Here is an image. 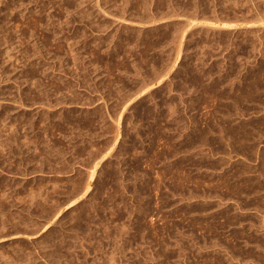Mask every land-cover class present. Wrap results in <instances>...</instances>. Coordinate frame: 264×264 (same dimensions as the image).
Segmentation results:
<instances>
[{
  "label": "rangeland",
  "instance_id": "1",
  "mask_svg": "<svg viewBox=\"0 0 264 264\" xmlns=\"http://www.w3.org/2000/svg\"><path fill=\"white\" fill-rule=\"evenodd\" d=\"M2 1L3 5L0 4V11L3 9V12H0V19L2 20L0 21V31L4 32L6 29L7 35L5 32L2 34L13 39L9 42L10 45L4 43L5 45L1 46V44L3 45L2 41L6 42L8 37L4 40L2 38L4 35L1 34L0 36V39H2L0 41V120L3 121H0V142L2 141L0 143V264H264V0H192V2H190L191 0H177L176 3L175 0H167L168 2L166 0H161L162 2L160 0H137V4L136 0H129L128 2L127 0H66V3L65 0ZM22 1H27L25 4L23 2L24 6L21 5ZM81 2L82 4H80ZM130 2L131 4H129ZM173 2L174 4H172ZM182 2H184V5ZM202 2L206 3L205 6ZM28 3L31 4L28 5ZM125 3H128L127 6ZM166 3H169V5L167 6ZM185 3L186 5L189 4V8L191 7V11L194 12H191L189 8L186 12L188 6ZM5 4L11 5L13 8L11 6L7 7L8 5ZM15 4L16 6H13ZM175 4H178V7ZM213 4L215 6L217 4L218 8ZM56 6H59L58 9ZM97 6L101 9L98 10ZM121 6H123L122 8L126 7L125 10ZM182 6L186 7L183 8ZM60 7L63 10H60ZM119 7L121 8L120 12ZM168 7H170L169 10ZM46 8H49L50 11L48 12ZM130 8L133 11L135 10L136 15L134 12L129 11ZM157 8L163 9L157 11ZM180 8L185 10L183 11ZM196 8L197 10H195ZM40 9L44 10L45 13ZM139 9H142L141 12L143 10L146 12L143 11L140 14V11H137ZM177 9L180 12L182 11L183 15L184 13H187L186 15L193 13L190 15L193 17L190 18L200 21L198 26L196 25L191 29L193 21L189 23L190 18L186 19L188 20L187 23L185 22L186 17L182 19L185 24L180 21L182 13H179ZM201 9L204 10L201 11ZM104 10L109 14H105ZM154 11L159 14L158 17L153 13ZM177 11L179 17L181 15L179 21L176 16L171 17L172 19L169 17ZM18 12L19 14L22 12V15H19ZM121 12L126 15H122ZM138 13L140 14L138 16H143L145 20L149 18L147 15H150V17L155 16L158 20L155 21H164L163 25L157 22L153 24L155 21L152 22L155 26L151 22L152 26L148 23L144 24L146 26H142L144 22H139V26L138 24L134 25L138 23L136 21L138 19H134V16L136 17ZM4 14H6V19L11 17L9 20L7 19L8 22L4 18ZM197 14H199L198 17ZM49 15H51V18L48 17ZM77 15H81L80 18H77ZM138 16L137 18H139ZM83 17L86 20H83ZM119 17H122V19ZM29 18L31 19L29 20ZM74 18H77L78 21ZM87 18H89L90 24H87ZM204 19L206 21L213 20L211 22H215V26L221 24L220 28L226 26L230 30L220 29L219 27L214 29L208 26L209 24ZM10 20L14 22L11 23ZM59 20H63V23ZM90 20L94 23L93 25H91ZM3 21H6V24ZM18 21H21L20 24H18ZM41 21L46 24L44 22L42 24ZM233 21L236 22V26ZM130 22L134 24L131 25ZM238 22H243V25L240 23V26ZM247 22L249 23L247 24ZM201 23H207L208 25L202 26ZM17 24L25 25L23 27L26 29L21 26L18 27ZM56 24L60 25H57V27ZM244 24L246 25L242 28ZM36 25L39 27L37 28ZM86 25L88 29L91 28L90 31L92 32L89 31L88 33ZM249 25L250 27H247ZM33 26L34 28L31 29ZM66 26L67 28H65ZM128 26L129 28H127ZM12 27H14V30ZM56 27L66 30H58ZM74 27H76V30ZM124 27L125 29H123ZM8 28L13 32H10ZM19 28L20 30H18ZM39 28L40 30H38ZM83 28H85L84 31L81 30ZM30 29L33 32L29 31ZM52 29L55 32L52 33ZM73 29L76 34L74 33L72 36ZM15 30L27 32L26 34L30 38L25 34L23 36L27 38L21 37L23 42L20 43V32ZM171 30L174 33L177 32V36ZM80 31L87 34L81 35ZM101 31H104L103 35H101ZM130 31L132 34L135 32L139 35L137 36L135 33L132 35ZM168 31L170 32L168 33ZM178 31L184 32V38L183 45L179 49L181 51L180 56L178 55V58H176L175 50L177 46L174 43L175 41L178 42V36L182 34ZM51 33L54 35L51 36ZM90 33L91 35H89ZM94 33H98V35ZM59 34H62V37ZM78 34L81 36H78L80 39L77 37ZM148 35L149 37H147ZM32 36L35 37L31 39ZM124 36L127 37L129 44L134 41L138 46L134 45V42L130 45H124L123 42L126 38ZM157 36L160 41L157 40ZM14 37H18V42L15 41L17 38ZM70 37L76 38H73L72 41ZM151 37H156V39L153 38V40ZM168 37L171 39L169 40ZM41 38H46V40L43 41ZM82 39L87 41L86 46L83 44ZM93 39L94 41H92ZM97 39L100 40L98 45L99 40ZM32 40L36 43L34 44ZM74 40L77 42L78 47ZM80 40L82 43L79 42ZM40 41L47 43L49 47L45 45L43 48ZM101 41L107 43V46L105 47V44ZM170 41L173 42L170 43ZM113 42L116 43L113 44ZM141 43L142 46L144 45L143 47ZM39 45L41 48H39ZM93 45L98 49L93 48ZM46 46L47 48H45ZM20 48L22 49L20 50ZM49 48L50 50H48ZM101 48L104 50L102 51ZM37 49H39V54ZM45 49L47 50L45 51ZM27 51L28 54L25 53ZM22 53L26 55L24 54V56ZM51 53L53 56H51ZM56 53L57 55H55ZM84 53L86 54L84 55ZM40 56H43L44 61ZM82 56L83 58H80ZM4 57L6 58L4 59ZM90 58H93L92 62ZM110 58L112 61L108 60ZM113 58L117 59H114V61ZM175 58L177 59L176 62L173 61ZM87 59H90L91 65H89ZM56 60L59 61L58 65ZM64 61L66 64H64ZM77 61L81 62L78 63ZM60 62H62L63 67ZM45 64L49 65L50 69L44 66ZM111 64L115 68L111 67L115 72L110 68ZM117 65L120 68L122 65V68L123 66L124 68L120 70ZM89 66L91 67L88 68ZM82 69L83 71H81ZM38 70L42 71L39 72ZM44 70H47V72H44ZM110 70L112 71L110 72ZM62 71H64L63 74ZM165 71H167V75L162 74H166ZM24 72L27 74L26 76ZM82 72H85V74H82ZM105 73H108V78L111 75L110 80L107 79ZM41 74L44 76H41ZM157 76H161V80ZM80 78L82 79L80 80L81 83H78ZM34 80L36 84L33 83ZM118 80L121 82H118ZM64 81L65 85L63 84ZM73 82L78 83H74L75 86H79V84L80 86L75 87ZM82 82L85 84H82ZM106 82L107 85H110H108L109 87ZM50 83H54V85L51 86ZM55 83H57L56 86ZM66 84L67 88L70 89H67L68 91L65 90ZM118 84L121 85V88L118 87L120 86ZM82 85H85V87ZM102 87L106 88V91L102 90ZM42 88L46 89L42 90ZM50 88L53 94L50 93ZM89 89L92 90L93 94ZM114 89H117L118 92ZM82 90L89 91V93H85L88 101ZM42 91L46 93L44 94ZM98 93L103 98L97 95ZM72 94L76 96L77 101L73 97L71 103L69 101L71 99L68 97ZM35 95H39V99ZM32 96L37 104L32 100ZM108 96L110 98L107 99ZM23 97L24 99H22ZM80 100L83 102L80 103ZM52 102L56 103L53 104ZM39 103L41 108L38 106ZM92 103L96 105L94 106ZM103 104L105 105L103 106ZM54 106L57 107L53 108ZM107 111L108 116L105 113ZM89 113H92V115ZM117 113L121 115L119 122ZM50 114H52L53 120ZM95 117L98 120H95ZM68 120L71 121V124L73 122L72 126ZM32 122H35L34 129L29 128ZM39 122H41L40 126H38ZM90 122L91 125H89ZM55 123L58 127L53 126ZM52 127H57L58 130L53 128L55 131L53 133L51 132L53 131ZM59 127H62L63 134L60 132ZM22 128L27 129L28 132ZM13 129L17 133H9ZM39 129L41 133H39ZM43 129H46V134H43ZM8 133L9 135H7ZM10 134L15 138H12L13 141ZM26 135L28 136L26 137ZM6 137L9 139L5 140ZM28 137L30 138L28 139ZM45 140L50 143L45 142ZM3 144L6 145L3 146ZM24 147L26 148L24 149ZM32 149L36 150L33 151ZM12 152H15V155ZM46 152L48 158L45 159ZM96 154L98 156H94ZM29 158L30 163L27 162ZM48 164L51 166L49 167ZM88 170L93 171L92 174ZM90 176L93 177L92 181L89 180ZM33 186L38 188L36 189Z\"/></svg>",
  "mask_w": 264,
  "mask_h": 264
},
{
  "label": "bare ground",
  "instance_id": "2",
  "mask_svg": "<svg viewBox=\"0 0 264 264\" xmlns=\"http://www.w3.org/2000/svg\"><path fill=\"white\" fill-rule=\"evenodd\" d=\"M18 1H19V0H18ZM18 1H17V3H18ZM32 1H33V0H32ZM48 1H49V0H48ZM50 1H51V0H50ZM53 1H54V0H53ZM62 1H63V0H62ZM128 1H129V0H127V2H128ZM143 1H144V0H143ZM145 1H146V0H145ZM148 1H150V0H148ZM154 1H155V0H154ZM158 1H159V0H158ZM160 1H161V0H160ZM166 1H167V0H166ZM166 1H165V2H166ZM169 1H170V0H169ZM173 1H174V0H173ZM176 1H177V0H175V3H176ZM183 1H184V0H183ZM188 1H189V0H188ZM193 1H195V0H193ZM203 1H204V0H203ZM214 1H215V0H214ZM214 1H213V2H214ZM219 1H220V0H219ZM23 2H24V1H22V4H21V5L24 6V4H25L27 1L24 2V4H23ZM33 2H34V1H33ZM36 2H37V1H36ZM36 2H35V3H36ZM68 2H69V1H68ZM70 2H71V1H70ZM73 2H74V1H73ZM78 2H79V1H78ZM140 2H141V1H140ZM161 2H162V1H161ZM165 2H164V4H165ZM167 2H168V1H167ZM185 2H187V1H185ZM190 2H192V0H191ZM209 2H211V1H209ZM216 2H217V1H216ZM225 2H226V1H225ZM2 3H3V1L0 0V4H2ZM20 3H21V2H20ZM43 3H44V1H43ZM54 3H55V2H54ZM65 3H66V0H65ZM71 3H72V2H71ZM83 3H84V2H83ZM134 3H135V2H134ZM137 3H138V2H137V0H136V4H137ZM142 3H144V2H142ZM148 3H149V2H148ZM151 3H152V2H151ZM151 3H150V4H151ZM183 3H184V2H182V4H183ZM187 3H188V2H187ZM194 3H195V2H194ZM199 3H200V1H199ZM202 3H203L204 6H205L206 3H204V2H202ZM235 3H236V1H235ZM10 4H11V3H10ZM29 4H31V3H28V5H29ZM72 4H73V3H72ZM80 4H82V2H81ZM115 4H116V2H115ZM125 4H126V3H125ZM125 4H124V5H125ZM127 4H128V3H127ZM127 4H126V6H127ZM129 4H131V2H130ZM140 4H141V3H140ZM160 4H162V3H160ZM166 4H167V6L169 5V3H166ZM172 4H174V2H173ZM191 4H192V3H191ZM196 4H197V3H196ZM230 4H231V3H230ZM2 5H3V4H2ZM5 5H8V4H5ZM21 5H19V7H20ZM56 5H57V3H56ZM95 5H97V4H95ZM120 5H122V4H120ZM141 5H142V4H141ZM175 5H176V4H175ZM177 5H178V4H177ZM177 5H176V6H177ZM179 5H180V1H179ZM183 5H184V4H183ZM185 5H186V3H185ZM188 5H189V4H188ZM188 5H186V6H188ZM198 5H202V4H198ZM219 5H220V4H219ZM236 5H237V4H236ZM10 6H11V5H10ZM10 6L8 5L7 7H10ZM13 6H16V4L13 5ZM34 6H35V5H34ZM34 6H33V7H34ZM37 6H38V5H37ZM37 6H36V7H37ZM44 6H46V5L44 4ZM47 6H48V5H47ZM68 6H69V5H68ZM100 6H101V5H100ZM100 6H99V7H100ZM132 6H133V4H132ZM176 6H175V9L178 7V6H177V7H176ZM186 6H185V7H186ZM192 6H193V5H192ZM213 6H215V5L213 4ZM11 7H12V6H11ZM21 7H22V6H21ZM56 7H57V9H58L59 6H56ZM61 7L63 8V6H61ZM61 7H60V10L62 9ZM70 7H71V6H70ZM73 7L75 8L74 5H73ZM109 7H110V6H109ZM116 7H117V6H116ZM122 7H123V6H121V8H122ZM130 7H131V6H130ZM135 7H136V5H135ZM138 7H139V5H138ZM141 7H142V6H141ZM144 7H145V6H144ZM144 7H143V8H144ZM180 7H181V6H180ZM182 7H183V6H182ZM185 7H183V8H185ZM194 7H195V6H194ZM215 7L218 8V5L216 4ZM215 7H214V9H215ZM4 8H6V7H4ZM12 8H13V7H12ZM22 8H23V7H22ZM53 8H54V7H53ZM97 8H98V6H97ZM121 8L119 7V9H120L119 12L121 11ZM125 8H126V7H125ZM125 8H122V9L125 10ZM131 8H133V7H131ZM131 8H130L129 11L134 12L135 10L133 11V10H131ZM165 8H166V7H165ZM165 8H164V9H165ZM183 8H182V9H183ZM186 8H187L186 12H188V8H189V6L186 7ZM190 8H191V7H190ZM190 8H189V10L191 11ZM199 8H200V7H199ZM199 8H198V9H199ZM202 8H203V7H202ZM212 8H213V7H212ZM0 9H1V8H0ZM24 9H25V8H24ZM34 9H35V8H34ZM34 9H33V11H34ZM37 9H38V8H37ZM47 9H48V12H49V11H50L49 8H46V10H47ZM50 9H51V8H50ZM57 9H56V10H57ZM76 9H77V8H76ZM99 9H101V8H98V10H99ZM134 9H135V8H134ZM136 9H137V8H136ZM149 9H150V7H149ZM158 9H159V8H157V11H158ZM161 9H163V8H160L159 10H161ZM169 9H170V7H168V10H169ZM178 9H179V8H178ZM178 9H177V10H178ZM180 9H181V8H180ZM182 9H181V10H182ZM192 9H194V8H192ZM204 9H205V8H204ZM204 9H201V11L204 10ZM225 9H226V7H225ZM225 9H224V10H225ZM2 10H3V9H2ZM2 10H1V11H2ZM8 10H10V9H8ZM35 10H36V9H35ZM40 10L42 11V9H40ZM62 10H63V9H62ZM65 10H66V9H65ZM73 10H75V9H73ZM140 10H142V9H139V10H137V11H140ZM151 10H152V8H151ZM166 10H167V9H166ZM184 10H185V9H183V11H184ZM195 10H197V8H196ZM209 10H210V9H209ZM220 10H221V9H220ZM236 10H237V9H236ZM1 11H0V12H1ZM5 11H6V10H5ZM5 11H4V13H5ZM15 11H16V10H15ZM25 11H26V10H25ZM27 11H28V10H27ZM33 11H31V12H33ZM41 11H40V12H41ZM43 11H44V10H43ZM43 11H42V12H43ZM100 11L102 12V10H100ZM108 11H109V10H108ZM112 11H113V10H112ZM137 11H136V12H137ZM143 11H145V10H143ZM143 11H142V12L140 11V14L143 13ZM163 11H165V10H163ZM178 11H179V13H182V11H181V12H180V10H178ZM178 11H177V12H174L171 16L169 15V17L171 18V17H173V16H176V18H177L178 21H179V18H181V15H180V17H179V15H178V14H179ZM198 11H200V10H198ZM221 11H223V10H221ZM242 11H243V10H242ZM248 11H249V10H248ZM2 12H3V11H2ZM2 12H1V13H2ZM10 12H12V11H10ZM53 12H54V11H53ZM55 12H56V11H55ZM65 12H67V11H65ZM65 12H64V13H65ZM68 12H70V11H68ZM73 12H75V11H73ZM87 12H88V11H87ZM103 12H105V14H107L105 10H104ZM126 12H127V11H126ZM145 12H146V11H145ZM191 12H194V11L192 10ZM210 12H211V11H210ZM217 12H218V11H217ZM249 12H251V11H249ZM257 12H258V11H257ZM6 13H9V12H6ZM14 13H15V12H14ZM21 13H22V12H21ZM21 13L19 14V12H18L19 15H22ZM23 13H24V12H23ZM29 13H30V11H29ZM43 13H45V11H44ZM46 13H47V12H46ZM110 13H111V12H110ZM153 13H155V11H154ZM201 13H203V12H201ZM201 13H200V15H202ZM206 13H207V11H206ZM206 13H205V14H206ZM220 13H222V12H220ZM223 13H225V12H223ZM237 13H238V12H237ZM12 14H13V13H12ZM25 14H26V13H25ZM27 14H28V13H27ZM59 14H60V13H59ZM67 14H68V13H67ZM103 14H104V13H103ZM108 14H109V13H108ZM108 14H107V15H108ZM121 14L124 15L125 13H124V12H123V13L121 12ZM121 14H120V15H121ZM129 14H130V13H129ZM131 14H132V13H131ZM134 14H135V12H134ZM140 14L138 13L137 16L140 15ZM146 14H147V13H146ZM155 14H156V13H155ZM169 14H170V12H169ZM186 14H187V13H184V15H183V13H182V18H181L180 21H182V19L185 18V17H186L185 20H186V19H189L190 17H193V16H190V15L193 14V13H189L190 15H186ZM245 14H246V13H245ZM254 14H255V13H254ZM0 15H1V14H0ZM5 15H6V14H4V16H5ZM13 15H14V14H13ZM19 15H17V16H19ZM33 15H35V14H33ZM37 15H38V13H37ZM47 15H48V14H47ZM68 15H69V14H68ZM72 15H73V14H72ZM83 15H84V14H83ZM115 15H116V14H115ZM122 15H121V16H122ZM125 15H126V14H125ZM135 15H136V14H135ZM142 15H143V14H142ZM153 15H154V14H153ZM158 15H159V14H156L157 17H158ZM165 15H166V14H165ZM167 15H168V14H167ZM198 15H199V14H197V17H198ZM206 15H207V14H206ZM210 15H211V14H210ZM221 15H222V14H221ZM26 16H27V15H26ZM26 16H25V17H26ZM30 16H32V15L30 14ZM52 16H53V15H52ZM56 16H59V15H56ZM60 16H61V15H60ZM63 16H64V14L62 15V17H63ZM69 16H70V15H69ZM77 16H78V15H77ZM79 16H81V15H79ZM79 16H78L77 18H80ZM137 16H136V17L134 16V19H135V18L138 19L139 21L135 19L138 23H135V24H134V23L132 22V24H131V22H130L129 24H131V25H133V24H134V25H137V24H138V26H139V25H140L139 22H140V23H141V22H144L143 25L141 24L142 26H146V25H144L145 23H146V24L148 23L150 26H152L153 24H155V23L158 21V20H157V17H155V16H151V17H150V15H147V16H149V18H148L147 20H145V18H143V16H141V17L138 16L139 18H137ZM145 16H146V15H145ZM177 16H178V17H177ZM183 16H184V17H183ZM202 16H203V15H202ZM204 16H205V15H204ZM224 16H225V15H224ZM228 16H229V15H228ZM247 16H248V15H247ZM7 17H8V16H7ZM37 17H38V16H37ZM40 17H41V16H40ZM48 17L51 18V15H49ZM48 17H47V18H48ZM54 17H55V16H53V18H54ZM75 17H76V14H75ZM84 17H85V16H84ZM84 17H83V18H84ZM99 17H100V16H99ZM108 17H109V16H108ZM116 17H118V16H116ZM126 17H127V16H126ZM129 17H130V16H129ZM195 17H196V16H195ZM211 17H212V16H211ZM214 17H215V16H214ZM222 17H223V15H222ZM249 17H250V16H249ZM253 17H254V16H253ZM4 18L6 19V16H5ZM10 18H11V17H10ZM10 18H9V19H10ZM31 18H33V17H31ZM31 18H29V20H30ZM53 18H52V19H53ZM58 18H59V17H58ZM58 18H57V19H58ZM60 18H61V17H60ZM65 18H66V17H65ZM70 18H72V17H70ZM77 18H74V19H77ZM119 18H120V17H119ZM119 18H117V19H119ZM127 18H128V17H127ZM127 18H126V19H127ZM146 18H147V17H146ZM159 18H160V17H159ZM174 18H175V17H174ZM176 18H175V19H176ZM200 18H201V17H200ZM200 18H196V19H200ZM207 18H208V16H207ZM207 18H206V19H207ZM209 18H210V17H209ZM257 18H258V17H257ZM7 19H8V18H7ZM7 19H6V21H7ZM9 19H8V20H9ZM34 19H35V18H34ZM55 19H56V17H55ZM62 19H63V18H62ZM88 19H89V18H87V20H88ZM117 19H116V20H117ZM120 19H122V17H121ZM124 19H125V18H124ZM124 19H123V20H124ZM131 19H133V18H131ZM171 19H172V18H171ZM171 19H170V20H171ZM175 19H174V20H175ZM177 19H176V20H177ZM193 19H194V18H193ZM193 19L190 18L191 21H189V23L193 21V22L191 23V27H190V25H188L191 29H192V27H195L196 25L198 26V23H200V21H197V20H195V19L193 20ZM201 19H202V18H201ZM201 19H200V20H201ZM252 19H253V18H252ZM260 19H261V18H260ZM13 20H14V19H13ZM13 20H10V22H11V23L14 22ZM17 20H18V19H17ZM17 20H16V22H17ZM24 20H25V19H24ZM27 20H28V18H27ZM41 20H42V19H41ZM48 20H51V19H48ZM48 20H47V21H48ZM64 20H65V19H64ZM71 20H72V19H71ZM71 20H70V21H71ZM80 20H81V19H80ZM80 20H79V21H80ZM83 20H86V19L84 18ZM92 20H93V19H92ZM92 20H90V22H91ZM155 20H157V21H155ZM176 20H175V21H176ZM204 20H205V19H204ZM204 20H203V21H204ZM233 20H234V19H233ZM236 20H237V19H236ZM250 20H251V19H250ZM261 20H263V19H261ZM0 21H2V20L0 19ZM6 21H3V22L5 23ZM37 21H38V20H37ZM37 21H36V22H37ZM44 21H45V19H44ZM44 21H41V23L44 22ZM51 21H53V20H51ZM60 21L62 22L63 20H59V22H60ZM67 21H68V20H67ZM67 21H66V22H67ZM72 21H73V20H72ZM77 21H78V19H77ZM93 21H94V20H93ZM153 21H155V22H153ZM172 21H173V20H172ZM175 21H174V23H175ZM187 21H188V20H186L185 22L187 23ZM208 21H209V20H208ZM208 21L205 20V22H207L209 25H208L207 23H206V24H202V23H201L200 25H202V26H205V25L207 26V25H208V26H210V27H212V28H214V29H218L217 27L220 28V25H221L220 22H219V24H220L219 26H218V25L215 26V24H214L215 22H211V21H213V20H211V21H209V22H208ZM256 21H257V20H256ZM3 22H2V23H3ZM7 22H8V21H7ZM10 22H9V23H10ZM19 22H21V21H18V24H20ZM24 22L27 23L26 21H24ZM24 22H23V23H24ZM28 22H30V21H28ZM36 22H35V23H36ZM59 22H57V23H59ZM73 22H74V21H73ZM73 22H72V23H73ZM84 22H85V21H84ZM123 22H128V21H123ZM150 22H151V24H152V22H153V24L151 25ZM163 22H164V21H160V22H157V23H158V24H162ZM169 22H171V21H169ZM182 22H183V21H182ZM228 22H229V21H228ZM233 22H235V21H233ZM262 22H263V21H262ZM11 23H10V24H11ZM30 23H31V22H30ZM35 23H34V24H35ZM44 23H45V22H44ZM51 23H53V22H51ZM62 23H63V22H62ZM62 23H60V24H62ZM64 23H65V22H64ZM77 23H78V22H77ZM85 23H86V22H85ZM88 23H89V20H88L87 24H88ZM91 23H92V22H91ZM178 23H179V22H178ZM183 23H184V22H183ZM217 23H218V22H217ZM238 23H239V25H240L241 22H238ZM248 23H249V22H247V24H248ZM252 23H254V22L252 21ZM257 23H259V22H257ZM260 23H261V22H260ZM5 24H6V23H5ZM5 24H4V26H7V25H5ZM15 24H16V23H15ZM18 24H17V26L20 27L21 25H18ZM42 24H43V23H42ZM45 24H46V23H45ZM54 24H55V23H54ZM54 24H53V26H54ZM60 24H56V26H57V25L59 26ZM67 24H68V23H67ZM74 24H75V23H74ZM82 24H84V23H82ZM89 24H90V23H89ZM93 24H94V23H92L91 25H93ZM164 24H165V23H164ZM166 24H167V23H166ZM181 24H182V23H181ZM181 24H180V25H181ZM184 24H185V23H184ZM222 24H223V22H222ZM225 24H226V23H225ZM225 24H224V25H225ZM231 24H233V23L231 22ZM241 24L243 25V22H242ZM261 24H263V23H261ZM1 25H2V24H1ZM62 25H64V24H62ZM70 25H71V24H70ZM76 25H77V24H76ZM76 25H75V26H76ZM95 25H96V23H95ZM131 25H130V27H132ZM162 25H163V24H162ZM167 25H168V24H167ZM236 25H237V24H236V22H235V26H236ZM245 25H246V24H244V26H242V28L245 27ZM252 25H253V24H252ZM263 25H264V24H263ZM11 26H12V25H11ZM11 26H10V27H11ZM14 26H15V25H14ZM23 26H25V25L22 24L21 27H22V28H25V27H23ZM26 26H27V25H26ZM28 26H29V25H28ZM36 26H37V25H36ZM47 26H48V25H47ZM49 26H51V25H49ZM58 26H57V27H58ZM64 26H65V25H64ZM97 26H99V25H97ZM100 26H101V25H100ZM153 26H155V25H153ZM227 26H228V23H227ZM240 26H241V25H240ZM1 27H2V26H1ZM7 27H8V26H7ZM38 27H39V26H37V28H38ZM57 27H56V28H57ZM61 27H62V26H61ZM76 27H77V26H76ZM76 27H74L75 30H76ZM84 27H85V26H84ZM147 27H148V26H147ZM147 27H146V28H147ZM169 27H170V26H169ZM173 27H174V26H173ZM175 27H176V25H175ZM229 27H231V26H229ZM233 27H234V24H233ZM237 27H238V26H237ZM247 27H250V25L247 26ZM2 28H3V27H2ZM12 28H13V30H14V27H12ZM15 28H16V26H15ZM33 28H34V26L31 27V29H33ZM37 28H35V30H37ZM46 28H47V27H46ZM59 28H60V27H59ZM65 28H67V26H66ZM71 28H72V27H71ZM78 28H79V26H78ZM89 28H90V27H89ZM92 28H93V27H92ZM99 28H100V27H99ZM127 28H129V26H128ZM150 28H152V27H150ZM150 28H149V29H150ZM179 28H180V27H179ZM190 28H189V29H190ZM221 28H222V26H221ZM221 28H220V29H221ZM223 28H226V29H229V30H230V28H227L226 26H224ZM223 28H222V29H223ZM235 28H236V27H235ZM9 29H10V28H8V30H9ZM25 29H26V28H25ZM25 29H24V30H25ZM28 29H29V28H28ZM31 29H30L29 31L33 32ZM57 29H58V28H57ZM74 29H73L71 35L74 34V33L76 34V32H74V31H75ZM84 29H85V28H83V29H81V30L84 31ZM86 29H88V28H87V25H86ZM90 29H91V28H90ZM90 29H88V33H89ZM121 29H122V28H121ZM123 29H125V27H124ZM139 29H140V28H139ZM156 29H157V28H156ZM159 29H160V28H159ZM167 29H168V27H167ZM173 29H174V28H173ZM173 29H172V30H173ZM231 29H233V28L231 27ZM240 29H241V28H240ZM10 30H11V29H10ZM10 30H9V31H10ZM18 30H20V28H19ZM38 30H40V28H39ZM52 30H53V29H52ZM54 30H55V26H54ZM54 30L52 31V33L55 32ZM58 30H66V29H58ZM130 30H131V29H130ZM164 30H165V29H164ZM172 30H171V32H172ZM176 30H177V27H176ZM176 30H175V31H176ZM224 30H225V29H224ZM15 31H16V30H15ZM15 31H14V32H15ZM29 31H28V33H29ZM47 31H48V30H47ZM49 31H51V30H49ZM69 31L71 32L70 29H69ZM69 31H68V32H69ZM95 31H96V30H95ZM118 31H119V30H118ZM122 31H123V30H122ZM125 31H126V30H125ZM134 31H135V29H134ZM136 31H137V30H136ZM148 31H150V30H148ZM173 31H174V30H173ZM201 31H202V30H201ZM233 31H234V30H233ZM251 31H252V30H251ZM0 32H1V31H0ZM4 32H5V34H6V29L4 30ZM4 32H1V33H0V36H1V34L4 33ZM10 32H13V31H10ZM16 32H20V31H16ZM39 32H40V31H39ZM39 32H38V34H39ZM65 32H66V31H65ZM80 32H81V31H80ZM80 32H79V33H80ZM86 32H87V30H86ZM86 32H85V33H86ZM90 32H92V31H90ZM96 32H98V31H96ZM103 32H104V31H103ZM103 32H102V31L100 32L101 35H103ZM107 32H108V31H107ZM119 32H120V31H119ZM138 32H139V31H138ZM144 32H145V31H144ZM152 32H153V30H152ZM169 32H170V31H168V33H169ZM179 32H180V31H178V33H179ZM237 32H238V31H237ZM26 33H27V32H26ZM26 33L22 31V32H20V35L18 34V35H19V40H20L19 42H20V43H21V41L23 42V40H22L21 37H24L23 35H25ZM52 33H51V36L54 35V34H52ZM56 33L58 34L57 30H56ZM56 33H55V34H56ZM59 33H60V31H59ZM81 33H82V32H81ZM81 33H80V34H81ZM112 33H113V32H112ZM130 33H131V31H130ZM134 33H135V32H134ZM134 33H133V34H134ZM146 33H147V32H146ZM146 33H145V34H146ZM172 33H174V32H172ZM176 33H177V32H176ZM176 33H174L175 36H177ZM180 33H182V34H180V35L178 36V42L175 41L174 38H172L173 41H175V43H174L175 46H177V48H176V50H175V51H176V54H177V57H176V58H178V55H179L180 52H181L179 49H181L180 47L183 45L182 43H183V38H184V32L181 31ZM191 33H192V32H191ZM29 34H30V33H29ZM29 34H28V35H29ZM32 34H33V33H32ZM40 34H42V33H40ZM62 34H63V33H62ZM62 34H61V35H62ZM83 34H84V32H83L81 35H83ZM86 34H87V33H86ZM86 34H84V35H86ZM94 34H97V35H98V33H94ZM106 34H107V33H106ZM109 34H110V33H109ZM114 34H115V33H114ZM114 34H113V35H114ZM116 34H117V33H116ZM118 34H119V33H118ZM123 34H124V33H123ZM131 34H132V33H131ZM133 34H132V35H133ZM135 34H136V33H135ZM147 34H148V33H147ZM165 34H166V37H167V33H166V32H165ZM207 34H208V33H207ZM219 34H220V33H219ZM2 35H4V34H2ZM6 35H7V34H6ZM6 35H4V37H2L4 40L6 39V37H8V36H6ZM10 35H11V34H10ZM59 35H60V34H59ZM61 35H60V36H61ZM65 35H66V34H65ZM67 35H68V33H67ZM69 35H70V34H69ZM89 35H91V33H90ZM89 35H87V36H89ZM119 35H121V34H119ZM132 35H131V36H132ZM136 35H137V34H136ZM136 35H134V37H135ZM138 35H139V34H138ZM138 35H137V36H138ZM149 35H150V34H149ZM149 35H148L147 37H149ZM151 35H152V34H151ZM151 35H150V36H151ZM153 35H154V34H153ZM212 35H213V34H212ZM15 36H16V35H15ZM26 36H27V34H26ZM26 36H25L24 38H27V37L30 38L29 36H27V37H26ZM41 36H42V35H41ZM45 36H46V35H45ZM55 36H56V35H55ZM57 36H58V35H57ZM72 36H73V35H72ZM78 36H79V34L77 35V37H78ZM105 36H107V35H105ZM155 36H156V35H155ZM188 36H189V34H188ZM220 36H221V35H220ZM227 36H228V35H227ZM12 37H13V36H12ZM34 37H35V36H32L31 39H33ZM39 37H40V36H39ZM42 37H43V36H42ZM61 37H62V36H61ZM79 37H81V36H79ZM79 37H78V38H79ZM89 37H90V36H89ZM94 37H95V36H94ZM94 37H93V38H94ZM110 37H111V36H110ZM110 37H109V38H110ZM116 37H117V36H116ZM118 37H119V36H118ZM124 37H126V36H124ZM147 37H146V38H147ZM171 37H172V36H171ZM0 38H1V37H0ZM14 38H17L15 41L18 40V37H14ZM46 38H47V37H46ZM46 38H45V39H44V38H41V40L43 39V41H44V40H46ZM63 38H64V37H63ZM70 38H71V37H70ZM73 38H74V37H73ZM73 38H71V40H72ZM75 38H76V37H75ZM75 38H74V39H75ZM107 38H108V37H107ZM113 38H114V37H113ZM120 38H121V37H120ZM120 38H119V39H120ZM135 38H136V37H135ZM140 38H141V37H140ZM140 38H139V39H140ZM151 38H152V37H151ZM153 38H154V37H153ZM153 38H152V39H153ZM168 38H169V37H168ZM168 38H167V39H168ZM176 38H177V37H176ZM11 39H13V38L8 37V39L6 40V42H4V41H2V39H0V41L3 42V45L1 44V46H4L5 44L10 45L9 42L11 41ZM68 39H69V37L67 38V40H68ZM79 39H80V38H79ZM87 39H88V37H87ZM87 39H86V40H87ZM100 39H101V38H100ZM111 39H112V38H111ZM122 39H123V38H122ZM132 39H133V38H132ZM136 39H137V38H136ZM136 39H135V41H136ZM154 39H156V37H155ZM154 39H153V40H154ZM158 39H159V37L157 36V40H158ZM160 39H161V37H160ZM165 39H166V38H165ZM167 39H166V40H167ZM170 39H171V38H169V40H170ZM36 40H37V39H36ZM47 40H48V39H47ZM62 40H63V39H62ZM82 40H83V39H82ZM88 40H89V39H88ZM97 40H99V39H97ZM102 40H104V39H102ZM114 40H116V38H114ZM124 40H125V42H123L124 45H130V44H132V43L134 42V41H131L132 43L129 44V41L127 40V37H126ZM140 40H141V39H140ZM149 40H150V39H149ZM157 40H156V41H157ZM24 41H25V39H24ZM28 41H29V39H28ZM32 41H33V43H34V40H32ZM43 41H40V42L42 43V47L45 46V45H47V43L45 44ZM72 41H73V40H72ZM74 41H75V40H74ZM92 41H94V39H93ZM122 41H123V40H122ZM142 41H143V40H142ZM158 41H160V40H158ZM158 41H157V42H158ZM173 41H172V42H173ZM190 41H191V40H190ZM221 41H222V40H221ZM17 42H18V41H17ZM37 42H39V41H37ZM46 42H47V41H46ZM49 42H50V41H49ZM49 42H48V43H49ZM61 42H62V41H61ZM64 42H65V40H64ZM68 42H69V41H68ZM75 42H76V41H75ZM79 42L82 43L81 40H80ZM88 42H89V41H88ZM101 42L104 43V41H101ZM106 42H107V40H106ZM109 42H110V40H109ZM120 42H121V40H120ZM138 42H139V40H138ZM147 42H148V41H147ZM150 42H151V41H150ZM165 42H166V41H165ZM165 42H164V43H165ZM168 42H169V41H168ZM168 42H167V43H168ZM172 42L170 41V43H172ZM176 42H177V43H176ZM248 42H249V41H248ZM248 42H247V43H248ZM4 43H5V44H4ZM26 43H27V41H26ZM26 43H25V44H26ZM33 43H32V45H33ZM35 43H36V42H35ZM35 43H34V44H35ZM50 43H52V42H50ZM65 43H67V42H65ZM69 43H70V42H69ZM69 43H68V44H69ZM89 43H90V42H89ZM95 43H96V42H95ZM95 43H94V44H95ZM99 43H100V40H99V42L97 43V45H98ZM114 43H116V42H113V44H114ZM121 43H122V42H121ZM153 43H154V41H153ZM17 44H18V43H17ZM56 44H57V43H56ZM70 44H71V43H70ZM70 44H69V45H70ZM73 44H74V43H73ZM83 44L86 46V45H87V41L83 40ZM104 44H105V43H104ZM106 44H107V43H106ZM106 44H105V47L107 46ZM109 44H110V43H109ZM148 44H149V43H148ZM168 44H169V43H168ZM176 44H177V45H176ZM76 45H77V42H76ZM79 45H80V44H79ZM134 45H137V46H138V44H135V42H134ZM157 45H159V44L157 43ZM169 45H170V44H169ZM169 45H168V46H169ZM171 45H172V44H171ZM204 45H205V44H204ZM24 46H25V45H24ZM39 46H40V45H39ZM47 46L49 47V45H47ZM47 46H46L45 48H47ZM55 46H56V45H55ZM55 46H54V48H55ZM80 46H81V45H80ZM102 46H103V44H102ZM113 46H114V45H113ZM115 46H116V44H115ZM117 46H118V45H117ZM139 46H140V42H139ZM141 46H142V43H141ZM143 46H144V45H143ZM143 46H142V47H143ZM154 46H155V45H154ZM154 46H153V47H154ZM163 46H164V45H163ZM166 46H167V45H166ZM175 46H173V47H175ZM234 46H235V45H234ZM238 46H239V45H238ZM9 47H11V46H9ZM9 47H8V49H9ZM15 47H16V46H15ZM27 47H28V45H27ZM27 47H26V48H27ZM30 47H31V46H30ZM36 47H37V46H36ZM56 47H57V46H56ZM58 47H59V46H58ZM64 47H65V46H64ZM77 47H78V45H77ZM77 47H76V48H77ZM87 47H88V46H87ZM99 47H100V45H99ZM108 47H109V46H108ZM108 47H107V48H108ZM127 47H128V46H127ZM131 47H132V45H131ZM133 47H134V46H133ZM153 47H152V50H153ZM158 47H159V46H158ZM158 47H157V48H158ZM160 47H161V46H160ZM164 47H165V46H164ZM18 48H19V47H18ZM24 48H25V47H24ZM39 48H41V46H40ZM43 48H44V47H43ZM43 48H42V49H43ZM60 48H61V47H60ZM65 48H66V47H65ZM71 48H72V45H71ZM93 48H96V47L93 45ZM102 48H103V47H102ZM102 48H101V50H102ZM116 48H117V47H116ZM119 48H120V47H119ZM122 48H123V47H122ZM129 48H130V47H129ZM145 48H146V47H145ZM154 48H155V47H154ZM169 48H170V47H169ZM21 49H22V48H20V50H21ZM33 49H34V48H33ZM57 49H59V48H57ZM69 49H70V48H69ZM96 49H98V48H96ZM96 49H95V50H96ZM112 49H113V48H112ZM131 49H132V48H131ZM142 49H143V48H142ZM2 50H4V49H2ZM9 50H10V49H9ZM20 50H18V51H20ZM38 50H39V49H37V51H38ZM46 50H47V49H45V51H46ZM48 50H50V48H49ZM65 50H66V49H65ZM65 50H64V51H65ZM74 50H75V49H74ZM80 50H81V49H80ZM89 50H90V49H89ZM103 50H104V49H103ZM103 50H102V51H103ZM105 50H106V49H105ZM110 50H111V49H110ZM133 50H134V49H133ZM152 50H151V51H152ZM158 50H159V49H158ZM15 51H16V50H15ZM41 51H42V50H41ZM64 51H63V52H64ZM68 51H69V50H68ZM78 51H79V50H78ZM102 51H100V52H102ZM145 51H146V49H145ZM151 51H150V52H151ZM6 52H8V51H6ZM22 52H24V51H22ZM30 52H31V51H30ZM30 52H29V53H30ZM42 52H43V51H42ZM53 52H54V51H53ZM63 52H62V54H63ZM66 52H67V51H66ZM70 52H71V51H70ZM70 52H69V53H70ZM74 52H76V51H74ZM148 52H149V51H148ZM4 53H5V51H4ZM11 53H12V52H11ZM18 53H20V52H18ZM25 53L28 54V51L25 52ZM25 53H24V54H25ZM34 53H35V52H34ZM39 53H40V52L38 51V54H39ZM44 53H45V52H44ZM57 53H58V52H57ZM57 53H56L55 55H57ZM59 53H60V52H59ZM69 53H68V54H69ZM72 53H73V50H72ZM78 53L80 54V52H78ZM108 53H109V52H108ZM124 53H126V52H124ZM127 53H128V52H127ZM145 53H146V52H145ZM20 54H21V53H20ZM24 54L22 53V55H24ZM30 54H31V53H30ZM32 54H33V53H32ZM51 54H52V53H51ZM51 54H50V55H51ZM75 54H76V53H75ZM85 54H86V53H84V55H85ZM93 54H94V53H93ZM116 54H117V53H116ZM170 54H171V53H170ZM2 55H4V54H2ZM15 55H17V53H15ZM15 55H14V56H15ZM25 55H26V54H25ZM25 55H24V56H25ZM40 55H41V54H40ZM42 55H43V53H42ZM44 55H46V54H44ZM47 55H48V54H47ZM58 55L60 56V54H58ZM71 55H72V54H71ZM82 55H83V54H82ZM102 55H103V54H102ZM14 56H12V57H14ZM20 56H21V55H20ZM24 56H23V57H24ZM38 56H39V55H38ZM38 56H37V57H38ZM48 56H49V55H48ZM51 56H53V54H52ZM62 56H63V55H62ZM69 56H70V54H69ZM72 56H73V55H72ZM86 56H87V55H86ZM89 56H90V55H89ZM105 56H108V55H105ZM110 56H112V55H110ZM123 56H124V55H123ZM133 56H135V55H133ZM154 56H155V55H154ZM157 56H158V55H157ZM179 56H180V55H179ZM9 57H11V56H9ZM21 57H22V56H21ZM40 57H41V56H40ZM40 57H39V58H40ZM42 57H43V56H42ZM42 57H41V59H42ZM46 57H47V56H46ZM54 57H55V56H54ZM70 57H71V56H70ZM77 57H78V56H77ZM77 57H76V58H77ZM101 57H102V56H101ZM119 57H120V56H119ZM137 57H138V56H137ZM169 57H170V56H169ZM174 57H175V56H174ZM5 58H6V57H4V59H5ZM48 58H49V57H48ZM64 58H65V57H64ZM76 58H75V60H77ZM78 58H79V57H78ZM80 58H83V56L80 57ZM84 58H85V57H84ZM87 58H88V56H87ZM103 58H105V57L103 56ZM103 58H102V59H103ZM107 58H108V57H107ZM120 58H121V57H120ZM130 58H131V56H130ZM151 58H152V57H151ZM154 58H156V57H154ZM158 58H159V57H158ZM163 58H164V57H163ZM176 58L173 59V61L175 60L174 62H176V60H177ZM7 59H8V58H7ZM10 59H11V58H10ZM14 59H15V58H14ZM16 59H17V57H16ZM25 59H26V57H25ZM28 59H29V58H28ZM28 59H27V61H28ZM31 59H33V58L31 57ZM41 59H40V60H41ZM44 59L46 60V58H44ZM57 59H58V58H57ZM60 59H62V58H60ZM60 59H59V60H60ZM65 59H66V58H65ZM65 59H64V60H65ZM71 59H72V57H71ZM90 59H91V58H90ZM90 59H89V60H90ZM92 59H93V58H92ZM92 59H91V62H92ZM114 59H115V58H113V60H114ZM116 59H117V58H116ZM116 59H115V60H116ZM23 60H24V58H23ZM29 60H30V59H29ZM37 60H38V58H37ZM42 60H43V59H42ZM47 60H48V59H47ZM87 60H88V59H87ZM89 60H88V61H89ZM108 60H111V58L108 59ZM115 60H114V61H115ZM134 60H135V59H134ZM142 60H143V59H142ZM155 60H156V59H155ZM171 60H172V59H171ZM3 61H5V60H3ZM8 61H9V60H8ZM10 61H11V60H10ZM17 61H19V60H17ZM27 61H26V62H27ZM43 61H44V60H43ZM52 61H53V60H52ZM56 61H57V60H56ZM71 61H73V60H71ZM83 61H84V60H83ZM88 61H87V62H88ZM104 61H105V60H104ZM111 61H112V60H111ZM123 61H124V60H123ZM125 61H126V60H125ZM135 61H137V60H135ZM151 61H152V60H151ZM151 61H150V62H151ZM173 61H172V62H173ZM5 62H7V61H5ZM37 62H38V61H37ZM48 62H49V61H48ZM58 62H59V61H57V65H58ZM77 62H78V61H77ZM80 62H81V61H79L78 63H80ZM85 62H86V61H85ZM87 62H86V63H87ZM95 62H96V60H95ZM95 62H94V63H95ZM119 62H120V61H119ZM133 62H134V61H133ZM137 62H138V61H137ZM144 62H145V61H144ZM148 62H149V60H148ZM152 62H153V61H152ZM162 62H163V61H162ZM50 63H53V62H50ZM50 63H49V64H50ZM60 63H61V66H62V62H60ZM74 63H75V62H74ZM101 63H102V62H101ZM101 63H100V64H101ZM103 63H104V62H103ZM120 63H121V62H120ZM29 64H30V63H29ZM31 64H32V63H31ZM31 64H30V65H31ZM47 64H48V63H47ZM47 64H45L44 66H47ZM64 64H66L65 61H64ZM64 64H63V65H64ZM69 64H70V63H69ZM71 64H72V63H71ZM100 64H99V66H100ZM125 64H127V63H125ZM139 64H140V63H139ZM152 64H153V63H152ZM174 64H175V63H174ZM30 65H29V67H30ZM33 65L36 67V64H34V62H33ZM54 65H55V64H54ZM57 65H56V66H57ZM67 65H68V64H67ZM72 65H73V64H72ZM78 65H79V64H78ZM78 65H77V66H78ZM85 65H86V64H85ZM89 65H91V64H90V61H89ZM92 65H93V64H92ZM95 65H96V63H95ZM101 65H103V64H101ZM106 65H107V64H106ZM122 65H124V64H122ZM122 65H121V68H122ZM127 65H128V64H127ZM127 65H126V66H127ZM130 65H131V64H130ZM132 65H133V64H132ZM145 65H146V64H145ZM172 65H173V64H172ZM17 66H18V65H17ZM48 66H49V65H48ZM48 66H47V67H48ZM59 66H60V65H59ZM68 66H70V65H68ZM80 66H82V65H80ZM93 66H94V65H93ZM93 66H92V67H93ZM97 66H98V65H97ZM104 66H105V65H104ZM114 66H115V64H114ZM117 66H118V65H117ZM140 66H141V65H140ZM140 66H139V67H140ZM143 66H144V65H143ZM51 67H52V65H51ZM57 67H58V66H57ZM57 67H54V68L56 69ZM62 67H63V66H62ZM65 67H67V66L65 65ZM74 67H75V66H74ZM86 67H87V66H86ZM90 67H91V66H89L88 68H90ZM101 67H102V66H101ZM105 67H108V66H105ZM111 67H113L112 64H111L110 68H111ZM118 67L120 68V66H118ZM118 67H117V68H118ZM132 67H133V66H132ZM132 67H130V68H132ZM139 67H138V69H139ZM150 67H151V66H150ZM171 67H172V66H171ZM21 68H22V67H21ZM38 68H40V67H38ZM48 68H49V67H48ZM67 68H68V67H67ZM70 68H73V67H70ZM75 68H76V67H75ZM110 68H108V69H110ZM113 68H114V67H113ZM113 68H111V69H113ZM117 68H116V70H117ZM121 68H120V70H121ZM123 68H124V66H123ZM123 68H122V69H123ZM125 68H127V67H125ZM140 68H141V67H140ZM151 68H152V67H151ZM158 68H159V67H158ZM40 69H41V68H40ZM49 69H50V68H49ZM63 69H65V68H63ZM63 69H62V70H63ZM93 69H94V68H93ZM105 69H106V68H105ZM114 69H115V68H114ZM114 69H113V70H114ZM153 69H154V68H153ZM16 70H17V69H16ZM16 70H15V71H16ZM32 70H33V68H32ZM84 70H85V69H84ZM94 70H95V69H94ZM133 70H134V69H133ZM135 70H136V69H135ZM159 70H160V69H159ZM167 70H168V69H167ZM169 70H170V68H169ZM22 71H23V70H22ZM24 71H25V70H24ZM26 71H29V70H26ZM38 71H39V70H38ZM40 71H42V70H40ZM40 71H39V72H40ZM55 71H57V70H55ZM67 71H70V70H67ZM71 71H72V69H71ZM76 71H78V70H76ZM81 71H83V69H82ZM99 71H100V70H99ZM102 71H103V70H102ZM104 71H105V70H104ZM106 71H107V70H106ZM111 71H112V70H110V72H111ZM122 71H123V70H122ZM129 71H130V69H129ZM129 71L127 70V72H129ZM141 71H142V70H141ZM160 71H161V70H160ZM31 72H32V71H31ZM44 72H47V70H46V71L44 70ZM57 72H58V71H57ZM59 72H60V71H59ZM65 72H66V71H65ZM94 72H95V71H94ZM107 72H108V71H107ZM113 72H115V70H114ZM113 72H112V73H113ZM125 72H126V69H125ZM125 72H124V74H125ZM130 72L133 73L132 71H130ZM149 72H150V71H149ZM161 72H162V71H161ZM165 72H166V74H165V73H162V74L167 75V71H165ZM35 73H37V72H35ZM52 73L54 74L53 71H52ZM63 73H64V71H62V74H63ZM68 73H69V72H68ZM68 73H65V74H68ZM70 73H71V72H70ZM87 73H88V71H87ZM119 73H120V71H119ZM135 73H136V72H135ZM157 73H159V72L157 71ZM29 74H30V72H29ZM56 74H57V73H56ZM60 74H61V73H60ZM82 74H85V72H84V73L82 72ZM91 74H92V72H91ZM91 74H90V76H91ZM96 74H97V73H96ZM105 74H106V73H105ZM107 74H108V73H107ZM107 74H106L107 79H109V78L111 77V75H110V77L108 78V75H107ZM126 74H127V73H126ZM133 74H134V73H133ZM186 74H187V73H186ZM203 74H204V73H203ZM24 75L26 76L27 74H25V72H24ZM32 75H33V74H32ZM36 75H38V73H37ZM58 75H59V74H58ZM58 75H57V76H58ZM77 75H78V74H77ZM86 75L88 76V74H86ZM117 75H118V74H117ZM120 75H121V74H120ZM134 75H135V74H134ZM138 75H139V74H138ZM152 75H153V74H152ZM39 76H40V75H39ZM41 76H44V75L41 74ZM45 76H47V75L45 74ZM55 76H56V75H55ZM55 76H54V77H55ZM63 76H64V75H63ZM84 76H85V75H84ZM97 76H98V75H97ZM100 76H101V75H100ZM127 76H128V75H127ZM136 76H137V75H136ZM136 76H135V77H136ZM139 76H140V75H139ZM150 76H151V75H150ZM174 76H175V75H174ZM21 77H22V76H21ZM36 77H37V76H36ZM49 77H50V76H49ZM65 77H67V76H65ZM65 77H64V78H65ZM95 77H96V76H95ZM95 77H94V78H95ZM116 77H117V76H116ZM121 77H122V76H121ZM142 77H143V76H142ZM142 77H141V78H142ZM151 77H152V76H151ZM157 77H159V76H157ZM162 77H164V76L162 75ZM162 77L160 76V77H159V80H161ZM165 77H166V76H165ZM168 77H169V76H168ZM25 78H27V77H25ZM28 78H29V76H28ZM32 78H33V77H32ZM37 78H39V77H37ZM44 78H45V77H44ZM51 78H52V76H51ZM82 78H84V77H82ZM88 78H89V76H88ZM91 78H92V77H91ZM105 78H106V77H105ZM113 78H114V77H113ZM41 79H42V78H41ZM46 79H47V78H46ZM46 79H45V80H46ZM55 79H56V78H55ZM55 79H54V80H55ZM68 79H69V78H68ZM70 79H72V78H70ZM110 79H111V78H110ZM110 79H109V80H110ZM134 79H135V78H134ZM164 79H165V78H164ZM28 80H30V79H28ZM47 80H49V79H47ZM50 80H51V79H50ZM57 80H58V79H57ZM74 80H75V79H74ZM78 80H79V82H78L77 79H76V81H77L78 83H81L80 80H82V79L80 78V79H78ZM83 80H84V79H83ZM91 80H92V79H91ZM94 80H95V79H94ZM157 80H158V79H157ZM157 80H156V81H157ZM173 80H174V79H173ZM231 80H232V79H231ZM25 81H26V80H25ZM31 81H32V80H31ZM40 81H41V80H40ZM43 81H44V80H43ZM72 81H73V80H72ZM87 81H88V80H87ZM92 81H93V80H92ZM106 81H107V80H106ZM111 81H113V80H111ZM119 81H120V80H118V82H119ZM139 81H140V80H139ZM142 81H144V80H142ZM156 81H155V82H156ZM228 81H229V80H228ZM35 82H36V81L34 80L33 83H35ZM41 82H42V81H41ZM44 82H45V81H44ZM58 82H59V81H58ZM70 82H71V81H70ZM77 82H73V84H74V83L76 84ZM88 82H90V81H88ZM97 82H98V81H97ZM99 82H101V81L99 80ZM99 82H98V83H99ZM113 82H114V81H113ZM120 82H121V81H120ZM122 82H123V81H122ZM160 82H161V81H160ZM160 82H159V83H160ZM46 83H47V82H46ZM64 83H65V81L63 82V84H64ZM66 83H67V82H66ZM78 83H77V84H78ZM91 83H92V82H91ZM95 83H96V82H95ZM109 83H110V82H109ZM142 83H143V82H142ZM29 84H30V83H29ZM35 84H36V83H35ZM35 84H34V86H35ZM50 84H51V83H50ZM52 84L54 85V83H52ZM52 84H51V86H53ZM67 84H68V83H67ZM67 84H66V89H65V90L68 89V88H67ZM70 84H71V83H70ZM75 84H74V86H75ZM82 84H85V83L82 82ZM86 84H87V83H86ZM92 84H93V83H92ZM110 84H111V83H110ZM122 84H123V83H122ZM150 84H151V83H150ZM150 84H148V85H150ZM152 84H153V83H152ZM20 85H22V84L20 83ZM30 85H31V84H30ZM30 85H29V86H30ZM56 85H57V83H55V86H56ZM64 85H65V84H64ZM96 85H97V84H96ZM98 85H99V84H98ZM100 85H101V83H100ZM106 85H107V82H106ZM106 85H105V87H106ZM108 85H109V84H108ZM108 85H107V86H108ZM118 85H120V84H118ZM145 85H146V83H145ZM230 85H231V84H230ZM18 86H19V85H18ZM36 86H37V85H36ZM38 86H40V85H38ZM43 86H45V85L43 84ZM47 86H48V85H47ZM51 86H50V87H51ZM69 86H70V85H69ZM77 86H78V85H77ZM77 86H75V87H77ZM79 86H80V84H79ZM79 86H78V87H79ZM82 86L85 87V85H82ZM82 86H81V89L83 88ZM109 86H110V85H109ZM109 86H108V87H109ZM114 86H116V85L114 84ZM122 86H123V85H122ZM32 87H33V86H32ZM48 87H49V86H48ZM58 87H59V85H58ZM86 87H87V86H86ZM108 87H107V88H108ZM116 87H117V86H116ZM118 87L121 88V85L118 86ZM144 87H145V86H144ZM173 87H174V86H173ZM204 87H205V86H204ZM37 88H40V87H37ZM51 88H52V89H55L54 87H51ZM51 88H50V93H52ZM91 88H92V87H91ZM123 88H124V87H123ZM125 88H126V87H125ZM165 88H166V87H165ZM214 88H215V87H214ZM24 89H25V88H24ZM35 89H36V88H35ZM45 89H46V88H45ZM45 89L42 88V90H45ZM47 89H49V88H47ZM103 89H104V88L102 87V90H103ZM105 89H106V88H105ZM105 89H104V90H105ZM109 89H110V88H109ZM179 89H180V88H179ZM211 89H212V88H211ZM17 90H18V89H17ZM37 90H38V89H37ZM68 90H70V89H68ZM68 90H67V91H68ZM72 90H73V88H72ZM75 90H76V89H75ZM87 90H88V88H87ZM87 90H86V92H87ZM93 90H94V89H93ZM98 90H99V89H98ZM98 90H97V92H98ZM102 90H99V91H102ZM111 90H112V87H111ZM114 90H116V91L118 92L117 89H114ZM148 90H149V89H148ZM181 90H182V89H181ZM209 90H210V89H209ZM209 90H208V91H209ZM29 91H31V90H29ZM40 91H41V90H40ZM46 91H47V90H46ZM58 91H59V90H58ZM82 91H84V90H82ZM89 91H91V93H92V90L89 89ZM89 91H88L87 93H89ZM95 91H96V90H95ZM105 91H106V90H105ZM116 91H115V94H116ZM125 91H126V90H125ZM138 91H139V90H138ZM172 91H173V90H172ZM22 92H23V91H22ZM24 92H25V90H24ZM38 92H39V91H38ZM42 92H43V91H42ZM47 92H49V91H47ZM53 92H54V91H53ZM63 92H64V89H63ZM65 92H66V91H65ZM71 92H73V91H71ZM80 92H81V90H80ZM86 92L84 91V96H85V93H86ZM126 92H127V91H126ZM211 92H212V91H211ZM20 93H21V91H20ZM26 93H28V92H26ZM32 93H33V92H32ZM32 93H31V94H32ZM43 93H44V92H43ZM45 93H46V92H45ZM45 93H44V94H45ZM50 93H49V94H50ZM55 93H56V92H55ZM58 93H59V92H58ZM68 93H69V92H68ZM105 93H106V92H105ZM108 93H109V92H108ZM110 93H111V92H110ZM112 93H113V92H112ZM187 93H188V92H187ZM217 93H218V92H217ZM24 94H25V93H24ZM29 94H30V92H29ZM38 94H39V93H38ZM41 94H42V93H41ZM44 94H43V95H44ZM52 94H53V93H52ZM76 94H77V93H76ZM76 94H75V95H76ZM92 94H93V93H92ZM103 94H104V92H103ZM132 94H133V93H132ZM132 94H131V95H132ZM141 94H142V92H141ZM143 94H144V93H143ZM19 95H20V94H19ZM80 95H81V94H80ZM90 95H91V94H90ZM97 95H99V93H98ZM111 95H112V94H111ZM111 95H109V96H111ZM134 95H135V94H134ZM207 95H208V94H207ZM217 95H218V94H217ZM23 96H24V95H23ZM27 96H28V94H27ZM35 96H37V95H35ZM38 96H39V95H38ZM38 96H37V98H38ZM47 96H48V95H47ZM53 96H54V95H53ZM65 96H66V95H65ZM81 96H82V95H81ZM81 96H80V98H81ZM84 96H83V97H84ZM86 96H87V95H86ZM86 96H85V98H86ZM99 96H101V95H99ZM109 96L107 97V99L110 98ZM138 96H139V95H138ZM18 97H19V96H18ZM24 97H25V96H24ZM24 97H23L22 99H24ZM66 97H68V96H66ZM73 97L75 98L76 96H74V94H72V95H70V96L68 97V98L71 99V100H69V101H71V103L73 102V101H72V99H74ZM78 97H79V96H78ZM78 97H77V98H78ZM89 97H90V96H89ZM92 97L95 98L94 96H92ZM131 97H132V96H131ZM191 97H192V96H191ZM27 98H28V97H27ZM31 98H33L32 100H34V97H33V96H32ZM37 98L35 97V99H37ZM40 98H41V97H40ZM49 98H50V97H49ZM51 98H52V97H51ZM59 98H60V97H59ZM85 98H84V99H85ZM87 98H88V97H87ZM87 98H86V99H87ZM97 98H98V96H97ZM101 98H103V96H101ZM132 98H133V97H132ZM192 98H193V97H192ZM19 99H20V98H19ZM38 99H39V98H38ZM41 99H42V98H41ZM75 99H76V98H75ZM82 99H83V98H82ZM98 99H99V98H98ZM98 99H97V100H98ZM107 99H106V100H107ZM154 99H155V98H154ZM28 100H30V98H28ZM28 100H27V101H28ZM56 100H57V99H56ZM59 100H61V99H59ZM89 100H90V102H91V98H90ZM100 100H102V99H100ZM133 100H134V99H133ZM169 100H170V99H169ZM19 101H20V100H19ZM25 101H26V100H25ZM34 101H35V100H34ZM76 101H77V99H76ZM81 101H82V100H80V103H81ZM87 101H88V99H87ZM87 101H86V102H87ZM93 101H95V100L93 99ZM128 101H129V100H128ZM152 101H153V100H152ZM21 102H22V101H21ZM21 102H20V103H21ZM29 102H31V101H29ZM39 102H40V101H39ZM45 102H46V101H45ZM58 102H59V101H58ZM61 102H63V101L61 100ZM74 102H75V101H74ZM78 102H79V101H78ZM82 102H83V101H82ZM84 102H85V100H84ZM139 102H140V101H139ZM182 102H183V101H182ZM189 102H190V101H189ZM22 103H23V102H22ZM27 103H28V102H27ZM35 103L37 104L36 101H35ZM35 103H34V104H35ZM52 103H53V102H52ZM54 103H56V102H54ZM54 103H53V104H54ZM94 103H96V102H94ZM103 103H104V101H103ZM106 103H107V102H106ZM106 103H105V104H106ZM129 103H130V102H129ZM142 103H143V102H142ZM149 103H150V102H149ZM163 103H164V102H163ZM190 103H191V102H190ZM30 104H31V103H30ZM39 104H40V103H39ZM44 104H45V103H44ZM48 104H51V103H48ZM57 104H58V103H57ZM74 104H75V103H74ZM78 104H79V103H78ZM86 104H88V103H86ZM89 104H90V103H89ZM105 104H103V106H104ZM114 104H115V103H114ZM26 105H27V104H26ZM28 105H29V103H28ZM75 105H76V104H75ZM92 105H94V104L92 103ZM92 105H91V107H92ZM95 105H96V104H95ZM95 105H94V106H95ZM100 105H102V104H100ZM156 105H157V104H156ZM161 105H162V104H161ZM31 106H32V105H31ZM31 106H30V107H31ZM35 106H36V105H35ZM38 106H40V108H41V104L38 105ZM52 106H53V105H52ZM59 106H60V105H59ZM62 106H63V105H62ZM64 106L66 107L67 105H64ZM68 106H70V105H68ZM87 106H88V105H87ZM97 106H98V105H97ZM106 106H107V105H106ZM114 106H115V105H114ZM126 106H127V105H126ZM24 107H25V106H24ZM27 107H28V106H27ZM32 107H33V106H32ZM49 107H50V106H49ZM56 107H57V106H56ZM56 107L54 106L53 108H56ZM65 107H64V108H65ZM122 107H123V106H122ZM137 107H138V106H137ZM137 107H136V108H137ZM169 107H170V106H169ZM2 108H3V107H2ZM38 108H39V107H38ZM42 108H44V107L42 106ZM45 108H46V106H45ZM51 108H52V107H51ZM99 108H100V107H99ZM103 108H104V110H106L105 107H103ZM103 108H102V109H103ZM125 108H126V107H125ZM170 108H171V107H170ZM17 109H18V108H17ZM46 109H48V108H46ZM68 109H69V108H68ZM89 109H90V108H89ZM95 109H96V108H95ZM131 109H132V108H131ZM40 110H41V109H40ZM60 110H61V108H60ZM145 110H146V109H145ZM168 110H169V109H168ZM4 111H5V110H4ZM8 111H9V110H8ZM46 111H47V110H46ZM49 111H50V110H49ZM51 111H52V109H51ZM51 111H50V112H51ZM57 111H58V110H57ZM61 111H62V110H61ZM63 111H65V110H63ZM97 111H98V110H97ZM9 112H10V111H9ZM66 112H67V110H66ZM94 112H95V111H94ZM169 112H170V111H169ZM7 113H8V112H7ZM37 113H38V112H37ZM43 113H44V112H43ZM59 113H60V111H59ZM62 113H63V112H62ZM67 113H68V112H67ZM105 113H107V116H108V114H109L108 111L105 112ZM122 113H123V112H122ZM8 114H9V113H8ZM21 114H22V113H21ZM40 114H42V113H40ZM57 114H58V113H57ZM57 114H56V115H57ZM68 114H69V113H68ZM89 114L92 115V113H89ZM97 114H98V113H97ZM102 114H103V113H102ZM117 114L119 115L118 118H117V120H118V122H119V121H120V117H121V115H120L119 113H117ZM225 114H226V113H225ZM29 115H31V114H29ZM33 115H34V114H33ZM44 115H45V114H44ZM50 115H51V117H52V114H50ZM56 115H55V116H56ZM60 115H61V114H60ZM36 116H38V114H36ZM45 116H46V115H45ZM45 116H43V117H45ZM55 116H54V117H55ZM62 116H63V115H62ZM64 116H65V115H64ZM64 116H63V117H64ZM67 116H68V115H67ZM67 116H66V117H67ZM69 116H70V115H69ZM2 117H3V116H2ZM22 117H24V116L22 115ZM32 117H33V116H32ZM32 117H30V118H32ZM49 117H50V116H49ZM56 117H57V116H56ZM58 117H59V115H58ZM66 117H65V118H66ZM83 117H84V116H83ZM98 117L100 118L99 115H98ZM102 117H103V116H102ZM109 117H110V116H109ZM169 117H170V116H169ZM193 117H194V116H193ZM39 118H41V117H39ZM91 118H92V117H91ZM96 118H97V117H95V120H98V119H96ZM3 119H4V117H3ZM17 119H18V118H17ZM20 119H23V118H20ZM26 119H27V118H26ZM26 119H25V120H26ZM62 119H63V118H62ZM77 119H78V118H77ZM86 119H87V117H86ZM92 119H93V118H92ZM92 119H90V120H92ZM109 119H110V118H109ZM1 120H2V119H1ZM1 120H0V121H1ZM15 120H16V119H15ZM18 120H19V119H18ZM28 120H30V119H28ZM42 120H43V119H42ZM44 120H45V118H44ZM52 120H53V117H52ZM55 120H57V119H55ZM58 120H59V118H58ZM58 120H57V122H58ZM63 120H64V119H63ZM90 120H89V121H90ZM101 120H102V119H101ZM104 120H105V119H104ZM21 121H22V120H21ZM49 121H50V120H49ZM59 121H61V120H59ZM68 121H70V120H68ZM86 121H87V120H86ZM1 122H3V121H1ZM18 122H19V121H18ZM23 122H24V121H23ZM35 122H36V121H35ZM35 122H34V123H35ZM41 122H42V121H41ZM41 122H39V125H38V126H40V123H41ZM52 122H53V121H52ZM79 122H80V121H79ZM83 122H84V121H83ZM91 122H92V121H91ZM91 122H90L89 125H91ZM194 122H195V121H194ZM11 123H12V121H11ZM34 123L32 122V123H31V127H29V128L34 129V128H35V124H34ZM37 123H38V122H37ZM44 123H45V121H44ZM67 123H68V122H67ZM188 123H189V122H188ZM1 124H2V123H1ZM12 124L14 125V123H12ZM25 124H26V122H25L24 125H23L24 127H25ZM52 124H53V123H52ZM57 124H59V123H57ZM69 124L72 126L73 122H72V124H71V121H70ZM42 125H43V123H42ZM55 125H56V123H55L53 126H55ZM59 125H60V124H59ZM10 126H11V124H10ZM15 126H16V125H15ZM17 126H18V124H17ZM26 126H27V125H26ZM43 126H44V125H43ZM56 126H57V125H56ZM66 126H67V124H66ZM77 126H78V125H77ZM2 127H3V126H2ZM11 127H12V126H11ZM57 127H58V126H57ZM57 127H56V128H57ZM73 127H74V126H73ZM78 127H79V126H78ZM84 127H86V126H84ZM43 128H44V127H43ZM45 128H46V127H45ZM53 128H54V127H52V130H53ZM56 128H54V129H56ZM59 128H60V127H59ZM61 128H62V127H61ZM61 128H60V132H62V131H61ZM79 128H81V126H80ZM82 128H83V127H82ZM15 129H16V128H15ZM15 129H13L12 132L10 131L9 133H12V134H13V133H17V131H16ZM18 129H19V128H18ZM22 129H23V128H22ZM46 129H47V128H46ZM46 129H43V134H46ZM188 129H189V128H188ZM6 130H7V129H6ZM23 130L26 131L27 129H23ZM56 130H58V128H57ZM209 130H210V129H209ZM234 130H235V129H234ZM41 131H42V130H41ZM50 131H51V130H50ZM63 131H65V130L63 129ZM83 131H84V130H83ZM94 131H95V130H94ZM103 131H104V130H103ZM206 131H207V130H206ZM27 132H28V130H27ZM37 132H38V131H37ZM51 132L55 133L54 130L51 131ZM51 132H50V133H51ZM92 132H93V131H92ZM118 132H119V131H118ZM183 132H184V131H183ZM185 132H186V131H185ZM4 133H5V132H4ZM9 133H8L7 135H9ZM33 133H34V132H33ZM39 133H41V132H40V129H39ZM53 133H51V134H53ZM75 133H77V132H75ZM194 133H196V132H194ZM12 134H10V135H12ZM25 134H27V133H25ZM34 134H35V133H34ZM51 134H50V135H51ZM62 134H63V132H62ZM64 134H65V133H64ZM83 134H84V133H83ZM205 134H206V133H205ZM223 134H224V133H223ZM227 134H228V133H227ZM39 135H41V134H39ZM65 135H66V134H65ZM14 136H15V134H14ZM27 136H28V135H26V137H27ZM76 136H77V135H76ZM84 136H85V135H84ZM99 136H100V135H99ZM218 136H219V135H218ZM227 136H228V135H227ZM10 137H11V140H12V138H14L13 135L10 136ZM15 137H16V136H15ZM17 137H19V136L17 135ZM45 137H46V135H45ZM62 137H63V136H62ZM64 137H65V136H64ZM22 138H23V137H22ZM29 138H30V137H28V139H29ZM187 138H188V137H187ZM218 138H219V137H218ZM236 138H237V137H236ZM239 138H240V137H239ZM6 139H7V137L5 138V140H6ZM8 139H9V138H8ZM8 139H7V140H8ZM14 139H15V138H14ZM23 139H24V138H23ZM31 139H32V136H31ZM33 139H34V138H33ZM35 139H36V138H35ZM47 139H48V138H47ZM116 139H117V138H116ZM196 139H197V138H196ZM200 139H201V138H200ZM226 139H227V138H226ZM11 140H10V141H11ZM16 140H17V139H16ZM42 140H43V139H42ZM56 140H57V139H56ZM59 140H61V139H59ZM88 140H90V139H88ZM91 140H92V139H91ZM222 140H223V139H222ZM12 141H13V140H12ZM14 141H15V140H14ZM27 141H30V140H27ZM46 141H47V140H45V142H46ZM235 141H236V140H235ZM1 142H2V141H1ZM1 142H0V143H1ZM4 142H5V141H4ZM16 142H18V141H16ZM25 142H26V141H25ZM30 142H31V141H30ZM30 142H28V143H30ZM34 142H35V141H34ZM37 142H38V141H37ZM43 142H44V140H43ZM47 142H48V141H47ZM70 142H71V141H70ZM225 142H227V141H225ZM9 143H10V142H9ZM9 143H8V144H9ZM18 143H19V142H18ZM28 143H26V144H28ZM48 143H50V142H48ZM59 143H60V142H59ZM75 143H76V142H75ZM100 143H101V142H100ZM196 143H197V142H196ZM6 144H7V143H6ZM6 144H5V145H6ZM8 144H7V145H8ZM11 144H12V143H11ZM11 144H10V145H11ZM13 144H14V143H13ZM20 144H21V145H24V144H22V143H20ZM31 144H34V143H31ZM39 144H40V143H39ZM42 144H44V143H42ZM42 144H41V145H42ZM57 144H58V142H57ZM57 144H56V145H57ZM71 144H72V143H71ZM71 144H69V145H71ZM90 144H91V143H90ZM181 144H182V143H181ZM191 144H192V143H191ZM5 145L3 144V146H5ZM15 145H16V143H15ZM17 145H18V144H17ZM29 145H30V144H29ZM36 145H37V144H36ZM45 145H46V144H45ZM45 145H44V146H45ZM58 145H59V144H58ZM58 145H57V147H58ZM0 146H1V144H0ZM3 146H2V147H3ZM26 146H27V145H26ZM31 146L33 147V145H31ZM34 146H35V145H34ZM37 146H38V145H37ZM202 146H203V144H202ZM22 147H23V146H22ZM35 147H36V146H35ZM42 147H43V146H42ZM47 147H48V146H47ZM55 147H56V146H55ZM196 147H197V146H196ZM204 147H205V146H204ZM17 148H18V147H17ZM17 148H16V149H17ZM25 148H26V147H24V149H25ZM28 148H29V147H28ZM28 148H27V149H28ZM59 148H60V146H59ZM2 149H3V148H2ZM5 149H6V148H5ZM9 149H10V148H9ZM9 149H8V150H9ZM13 149H14V148H13ZM19 149H21V148H19ZM43 149H45V148L43 147ZM49 149H50V148H49ZM49 149L47 150V152L49 151ZM68 149H69V148H68ZM108 149H109V148H108ZM195 149H196V148H195ZM195 149H194V150H195ZM11 150H12V149H11ZM29 150H30V149H29ZM32 150L34 151V150H36V149H32ZM32 150H31V151H32ZM37 150H39V148H37ZM50 150H51V149H50ZM103 150H104V147H103ZM31 151H30V152H31ZM40 151H41V150H40ZM54 151H55V150H54ZM89 151H90V150H89ZM2 152H3V151H2ZM9 152H10V151H9ZM19 152H20V151L18 150V153H19ZM27 152H28V151H27ZM43 152H44V150H43ZM47 152H46V153H47ZM75 152H76V151H75ZM90 152H91V151H90ZM94 152H95V151H94ZM102 152H103V151H102ZM6 153H7V152H6ZM12 153H13V155H15V154H14L15 152H12ZM21 153H22V152H21ZM50 153H51V151H50ZM50 153H49V154H50ZM92 153H93V152H92ZM103 153H104V152H103ZM19 154H20V153H19ZM29 154H30V153H29ZM31 154H32V153H31ZM41 154H42V153H41ZM44 154H45V153H44ZM90 154H91V153H90ZM188 154H189V153H188ZM21 155L23 156L24 153L21 154ZM38 156H39V153H38ZM42 156H43V155H42ZM47 156H48V153H47V155H44L45 159H46ZM90 156H91V155H90ZM94 156H98V154H96V155H94ZM99 156H100V154H99ZM3 157H4V156H3ZM27 157H29V156H27ZM27 157H26V158H27ZM44 157H43V159H44ZM33 158H34V157H33ZM47 158H48V157H47ZM75 158H76V157H75ZM5 159H6V158H5ZM10 159H12V158H10ZM22 159H23V158H22ZM22 159H21V160H22ZM91 159H92V158H91ZM99 159H100V158H99ZM16 160H17V159H16ZM29 160H30V158L28 159L27 162H29ZM48 160H49V159H48ZM60 160H61V159H60ZM96 160H97V159H96ZM101 160H102V158H101ZM101 160H99V161H101ZM9 161H10V160H9ZM44 161H45V160H44ZM72 161H73V160H72ZM27 162H26V163H27ZM30 162H31V160H30ZM30 162H29V163H30ZM94 162H95V160H94ZM96 162H97V161H96ZM91 163H92V162H91ZM42 164H43V163H42ZM21 165H22V164H21ZM24 165H25V164H24ZM36 166H37V165H36ZM48 166L50 167L51 165L48 164ZM10 167H11V166H10ZM25 167H27V166H25ZM49 167H48V168H49ZM93 167H94V166H93ZM93 167H92V168H93ZM6 168H7V167H6ZM23 168H24V167H23ZM38 168H39V167H38ZM71 168H72V167H71ZM95 168H96V167H95ZM95 168H94V169H95ZM11 169H12V168H11ZM13 169H14V168H13ZM41 169H42V168H41ZM45 169H46V168H45ZM20 170H21V169H20ZM88 171H90V170H88ZM95 171H96V170H95ZM11 172H12V171H11ZM14 172H15V171H14ZM43 172H44V171H43ZM51 172H52V171H51ZM57 172H58V171H57ZM90 172H91V174H92L93 171H90ZM16 173H17V172H16ZM47 173H48V172H47ZM63 173H64V172H63ZM12 174H13V173H12ZM35 174H36V173H35ZM21 175H22V174H21ZM25 175H26V174H25ZM13 177H14V176H13ZM88 177H89V176H88ZM92 178H93V177L90 176V179H89V180H91ZM87 180H88V179H87ZM87 180H86V181H87ZM91 181H92V180H91ZM91 181H90V182H91ZM3 182H4V181H3ZM87 182H88V181H87ZM13 183H14V182H13ZM80 183H82V182H80ZM6 184H7V182H6ZM83 184H84V183H83ZM85 184H86V183H85ZM85 184H84V185H85ZM31 187H32V186H31ZM33 187H34V186H33ZM70 187H71V186H70ZM83 187H84V186H83ZM9 188H10V187H9ZM12 188H13V187H12ZM34 188H36V187H34ZM37 188H38V187H37ZM37 188H36V189H37ZM87 188H88V187H87ZM36 189H35V190H36ZM39 189H40V188H39ZM39 189H38V190H39ZM72 189H73V188H72ZM9 190H10V189H9ZM27 190H28V189H27ZM31 190H32V189H31ZM33 191H34V190H33ZM33 191H32V192H33ZM3 193H4V192H3ZM29 194H30V191H29ZM31 194H32V193H31ZM29 196H30V195H29ZM39 196H40V195H39ZM34 197H35V196H34ZM34 203H35V202H34ZM41 205H42V203H41ZM42 206H43V205H42ZM42 206H41V207H42ZM4 208H5V207H4ZM4 208H3V209H4ZM55 210H56V209H55ZM2 217H3V216H2ZM261 217H262V216H261ZM46 220H47V219H46ZM5 223H6V221H5ZM240 225H241V224H240ZM263 227H264V226H263ZM242 231H243V230H242ZM242 231H241V232H242ZM240 234H241V233H240ZM259 241H260V240H259ZM223 248H224V247H223ZM224 250H225V249H224ZM226 253H227V252H226ZM227 255H228V254H227ZM243 255H244V254H243ZM243 255H242V256H243ZM222 256H224V255H222ZM250 257H251V256H250ZM259 257H260V256H259ZM227 258H228V257H227ZM235 259H236V258H235ZM236 260H239V259H236ZM253 260H255V259H253ZM216 261H217V260H216ZM225 261H226V260H225ZM256 261H257V260H256ZM211 262H212V261H211ZM220 262H221V260H220ZM223 262H224V261H223ZM243 262H244V261H243ZM210 264H211V263H210ZM216 264H217V263H216ZM258 264H259V263H258Z\"/></svg>",
  "mask_w": 264,
  "mask_h": 264
}]
</instances>
